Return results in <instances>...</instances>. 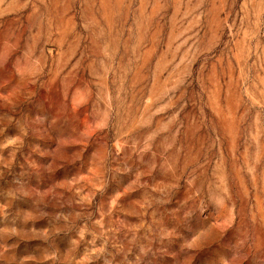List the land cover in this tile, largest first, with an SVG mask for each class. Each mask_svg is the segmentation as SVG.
<instances>
[{"label": "rangeland", "instance_id": "1", "mask_svg": "<svg viewBox=\"0 0 264 264\" xmlns=\"http://www.w3.org/2000/svg\"><path fill=\"white\" fill-rule=\"evenodd\" d=\"M0 264H264V0H0Z\"/></svg>", "mask_w": 264, "mask_h": 264}]
</instances>
